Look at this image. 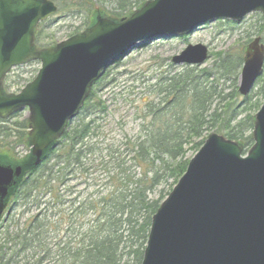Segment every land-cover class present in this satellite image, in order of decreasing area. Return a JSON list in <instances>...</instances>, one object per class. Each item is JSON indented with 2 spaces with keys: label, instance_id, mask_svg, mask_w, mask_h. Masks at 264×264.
Segmentation results:
<instances>
[{
  "label": "water",
  "instance_id": "95a60500",
  "mask_svg": "<svg viewBox=\"0 0 264 264\" xmlns=\"http://www.w3.org/2000/svg\"><path fill=\"white\" fill-rule=\"evenodd\" d=\"M53 0H0V119L27 113V160L0 161V219L22 177L38 167L77 115L107 68L142 45L190 35L214 20L264 18V0H147L121 19L99 13L85 30L39 49L35 28L56 11ZM238 92L247 96L261 74L264 44L244 48ZM205 44H189L174 65H201ZM40 62L18 92L2 85L16 66ZM249 149L210 132L151 216L140 264H264V100L254 114Z\"/></svg>",
  "mask_w": 264,
  "mask_h": 264
},
{
  "label": "trees",
  "instance_id": "16d2710c",
  "mask_svg": "<svg viewBox=\"0 0 264 264\" xmlns=\"http://www.w3.org/2000/svg\"><path fill=\"white\" fill-rule=\"evenodd\" d=\"M53 1L57 12L82 16L86 27L96 8L117 20L147 0ZM259 20L256 33L264 38ZM39 34L35 45L50 46L40 44ZM244 47L212 54L205 67L169 63L168 73L147 85L133 135L111 138L96 123L104 107L95 83L54 148L14 189L12 202L36 211L21 227H0V264H140L151 216L185 171L188 150L197 151L210 132L245 150L253 143L264 65L253 92L240 95ZM27 131V120L16 114L0 119V149L16 155L27 144ZM0 161L14 164L1 156Z\"/></svg>",
  "mask_w": 264,
  "mask_h": 264
},
{
  "label": "rangeland",
  "instance_id": "374dc122",
  "mask_svg": "<svg viewBox=\"0 0 264 264\" xmlns=\"http://www.w3.org/2000/svg\"><path fill=\"white\" fill-rule=\"evenodd\" d=\"M96 10L101 15L106 16L102 12L103 10L99 8ZM94 15L95 13L90 16V24L95 17ZM260 16L263 18L260 12H255L247 14L241 22L225 19L214 20L204 24L190 35L160 39L150 42L148 45L139 46L124 59L108 67L98 79L94 89L95 97L104 107V112L100 114L96 123L103 127L104 133L111 138L123 133L133 135L139 129L141 121L138 117L144 111L137 105L142 101V96L148 94L147 85H151L158 77L168 73L167 65L172 62L173 55L179 54L189 44H205L208 46V53H210V57L200 65L205 67L211 64L215 53L226 50L236 51L244 45L246 46L248 37L252 40L261 35L260 41L264 44L262 33H256L262 24L259 20ZM82 21V16L72 15L68 11L62 13L54 11L39 22V27L37 25L35 28L34 39L36 34L40 33L38 35L40 44L54 46L69 36L75 35V32L84 31L85 27L82 26ZM248 41L250 42V40ZM39 68L40 62L38 61L13 67L3 79L4 89L10 93L18 92L26 82L34 79ZM173 70L179 69L174 67ZM255 88L256 84L251 91L253 92ZM263 100V97L259 98L260 106ZM27 113V109L20 112L18 114L19 119L27 118ZM17 148L16 155H13L9 149H0V156L13 163L26 161L29 154L27 145ZM196 152L194 149H189L186 158L190 159ZM35 211L34 205L29 204L28 206L19 201L17 203L11 202L0 219V227L1 229L21 227L23 222Z\"/></svg>",
  "mask_w": 264,
  "mask_h": 264
},
{
  "label": "bare ground",
  "instance_id": "6f19581e",
  "mask_svg": "<svg viewBox=\"0 0 264 264\" xmlns=\"http://www.w3.org/2000/svg\"><path fill=\"white\" fill-rule=\"evenodd\" d=\"M91 90V89H90ZM91 92V91H90Z\"/></svg>",
  "mask_w": 264,
  "mask_h": 264
}]
</instances>
